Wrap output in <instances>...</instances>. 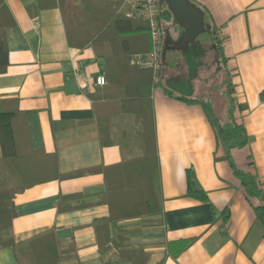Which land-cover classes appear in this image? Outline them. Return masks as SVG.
Instances as JSON below:
<instances>
[{"label":"crops","instance_id":"0c3cea01","mask_svg":"<svg viewBox=\"0 0 264 264\" xmlns=\"http://www.w3.org/2000/svg\"><path fill=\"white\" fill-rule=\"evenodd\" d=\"M5 1L16 25L7 31L9 64L0 74L1 96L17 98L19 108L37 118L44 148L59 155L61 172L119 162L118 145L100 144L89 95L97 87V76L105 75L104 61L92 48L81 50L68 44L59 8L43 9L36 0ZM191 1L217 26L233 94L246 104L236 117L247 128L249 144L233 149L232 159L238 169L256 174L264 188V0ZM127 2L122 5L126 11ZM169 38L177 42L180 37L170 35L165 41ZM180 50H167L161 84L152 91L164 225L144 229L130 244L142 245L151 253L147 264H158L164 257V264H264V226L255 211L264 199L247 196L241 177L223 157L225 149L202 105L178 98L215 100L208 86L195 81L190 85L189 61L180 56ZM82 82L88 86L82 87ZM190 167L208 200L187 194L186 169ZM104 187V176L97 172L38 183L18 193V215L13 220L16 240L55 227L66 244L76 242L79 264L106 263L115 256V249L102 260L92 225L109 213L107 204L92 203ZM61 194H80L69 200L72 205L90 204L58 211ZM226 208L230 210L227 222L223 219ZM189 238L196 240L188 244ZM0 264H19L11 247L0 248Z\"/></svg>","mask_w":264,"mask_h":264},{"label":"trees","instance_id":"16d2710c","mask_svg":"<svg viewBox=\"0 0 264 264\" xmlns=\"http://www.w3.org/2000/svg\"><path fill=\"white\" fill-rule=\"evenodd\" d=\"M36 1L43 9L59 8L71 47L92 48L104 61L106 82L97 85L89 95L94 103L100 144L118 145L122 159L111 165L61 172L59 155L44 148L37 118L29 116L32 114L29 111H22L17 98H4L0 94V248L11 247L19 264H79L76 242L71 240L66 244L55 227L26 240H16L13 229V220L18 215L15 197L38 183L99 172L104 176L105 187L92 203L107 204L109 213L94 220L92 225L102 260L115 249V256L104 264H147L151 253L142 245H131L130 239L140 237L148 227L164 225L161 163L152 100V91L161 84L162 73L155 81L152 68L132 62L136 54H146L153 48L149 23L143 17L129 16L122 8L125 0ZM160 5L164 29V22L174 15L167 3ZM202 11L206 32L198 37V45L203 38L209 39L218 59L225 65L218 28L209 14ZM15 25L9 6L5 0H0V74L9 64L7 31ZM164 60L163 55V64ZM226 74L224 97L227 101L223 115L218 114L213 100L185 95L178 98L202 105L225 149L223 157L241 177L247 196L264 199V188L257 175L238 169L232 159L233 149L249 144V134L244 122L236 117V111L244 110L246 104L239 103L233 96L232 78L228 70ZM186 179L189 196L208 200V193L192 167L186 169ZM80 196L61 194L58 211L90 204L69 203ZM212 210L215 214V209ZM255 211L257 220L264 226V204L256 206ZM229 217L230 210L226 208L224 221ZM128 220L135 222L128 223ZM195 240L189 238L187 243ZM165 260L166 257L158 264H164Z\"/></svg>","mask_w":264,"mask_h":264},{"label":"rangeland","instance_id":"374dc122","mask_svg":"<svg viewBox=\"0 0 264 264\" xmlns=\"http://www.w3.org/2000/svg\"><path fill=\"white\" fill-rule=\"evenodd\" d=\"M128 5L129 7L131 6V11L133 9V3L130 2ZM181 33V27L175 18L164 22L165 38L169 37L170 35L179 38ZM200 44L196 46L190 44L186 50L179 51L180 56L185 57L189 61V74L187 80L190 85H192L193 81H195L199 86L206 85L210 91L212 89L211 92L215 96V107L218 111V114L223 115L225 102L227 101L226 97H224V84L225 79L227 78V69L218 59V56L209 39L203 38ZM199 64L202 65L201 74L198 68ZM181 84H183L182 79L179 81V85ZM212 85H214L213 88ZM161 226L162 225H158V227Z\"/></svg>","mask_w":264,"mask_h":264},{"label":"built area","instance_id":"2783aa9c","mask_svg":"<svg viewBox=\"0 0 264 264\" xmlns=\"http://www.w3.org/2000/svg\"><path fill=\"white\" fill-rule=\"evenodd\" d=\"M133 3V9L130 11L128 4ZM126 7L129 9V16H138L146 19L150 26V32L153 41V48L146 54H136L132 62L141 67L152 68L155 74V81L159 80V76L163 68V51L165 44L163 21L161 17V5L159 0H129ZM75 75L80 78V72L76 70ZM106 82L104 74H100L96 78V85H102ZM82 87H87L86 82L81 83Z\"/></svg>","mask_w":264,"mask_h":264},{"label":"water","instance_id":"95a60500","mask_svg":"<svg viewBox=\"0 0 264 264\" xmlns=\"http://www.w3.org/2000/svg\"><path fill=\"white\" fill-rule=\"evenodd\" d=\"M159 1L169 5L174 18L183 28L177 42H173L170 38L165 41L163 55L171 48L186 50L190 44L196 46L198 37L206 32L205 15L202 9L191 0Z\"/></svg>","mask_w":264,"mask_h":264}]
</instances>
